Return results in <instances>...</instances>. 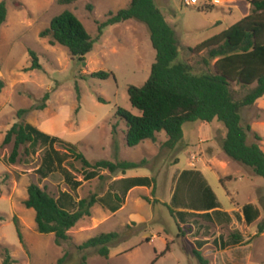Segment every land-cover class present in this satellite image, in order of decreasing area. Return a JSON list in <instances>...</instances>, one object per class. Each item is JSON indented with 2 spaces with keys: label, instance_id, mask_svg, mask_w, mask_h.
<instances>
[{
  "label": "rangeland",
  "instance_id": "374dc122",
  "mask_svg": "<svg viewBox=\"0 0 264 264\" xmlns=\"http://www.w3.org/2000/svg\"><path fill=\"white\" fill-rule=\"evenodd\" d=\"M4 1L7 16L0 27V79L5 84L0 93V247L8 249L15 260L13 264H57L65 253L64 264L78 263L83 255L84 264H200L194 249H199L207 264H264V232L257 234L259 225L264 231V180L223 153L225 130L220 123H185L183 139L173 149L164 145V132L156 134L155 141L145 140L134 147L126 145L127 124L116 114L118 109L139 114L129 102L127 88L141 86L147 80L155 59L146 26L129 20L106 27L84 61L72 58L65 47L51 45L47 37L39 36L54 16L69 10L96 38L98 25L110 12L127 7L130 0ZM170 2L160 10L177 32L178 59L201 72L205 69L201 59L206 52L193 53L188 46L194 47L236 23L243 11L237 6L228 13L226 1L210 10L185 6L182 0ZM168 10L170 14L166 13ZM28 50L37 54L40 70H25L31 65ZM98 71L110 76L89 77ZM231 89L234 99H239L250 88L232 83ZM46 92L49 97L45 107L39 109ZM20 109L28 110L22 118L17 117ZM241 119L243 126L250 127L247 142H257L264 151V95L241 109ZM19 121L74 144L91 162H146L124 173L99 171L100 179L86 180L81 164L73 159L64 143L55 142L52 148L63 159L62 163L52 174L41 178L37 169L48 148L46 144H39L34 151L29 149V153L25 152L27 145L22 146L16 162L7 161L13 143L4 145L3 139ZM66 172L80 182L75 189L64 180ZM183 172L186 173L181 178ZM132 177H148L153 182L150 186L131 188L116 212L103 203L95 204L90 216L71 228L69 239L60 245L55 244L53 234L36 230L34 211L23 205L31 183L55 198L64 191L78 201L90 193L98 197L106 191L120 195L121 179ZM203 185L214 193L218 212L207 217L200 215L203 211H196L183 220L170 214L168 206L176 211H192V205H197L196 192ZM185 199L189 206L177 205ZM248 203L258 210V217L251 223L244 220L241 211ZM14 218L22 243L17 238ZM110 232L117 233V237L109 244L108 258L93 249H77L87 239ZM233 233H239L240 243H231ZM199 242L203 243L200 248ZM166 246L164 255L152 263ZM1 258L0 251V264Z\"/></svg>",
  "mask_w": 264,
  "mask_h": 264
},
{
  "label": "trees",
  "instance_id": "16d2710c",
  "mask_svg": "<svg viewBox=\"0 0 264 264\" xmlns=\"http://www.w3.org/2000/svg\"><path fill=\"white\" fill-rule=\"evenodd\" d=\"M64 0H59L63 2ZM250 5V11L239 21L230 25L221 32L202 40L189 51L200 53L205 51L201 63L205 69L196 72L187 61L178 59L179 44L173 27L167 22L164 15L155 4V0H130V4L109 13L107 19L97 28V37L93 38L85 29L82 22L69 10H64L54 16L49 26L40 31L41 38H48L51 45L58 44L65 47L72 58L79 61L85 60V55L93 50L94 44L103 35L106 27L121 22L134 20L144 24L149 33L152 48L155 50V59L151 65L149 77L141 86L130 85L127 88L131 106L139 114H133L127 110L118 109L117 116L127 124L125 142L128 147H134L145 140H156V134L164 132L167 140L164 145L173 149L183 139V125L188 122H218L225 130L221 142L223 153L231 160L249 167L255 175L264 180V151L257 142L248 143L249 126L242 125L241 109L251 106L264 95V0H246ZM213 4V3H212ZM211 4V5H212ZM209 5L199 6V10H210ZM7 8L5 1L0 2V27L5 22ZM31 65L28 70H40L41 65L37 54L28 50ZM214 61L212 64L211 62ZM110 76L104 71L93 72L92 78L106 79ZM235 83L248 91L239 99H234L231 85ZM5 84L0 79V93ZM49 97L46 92L42 98V105ZM27 109L17 111V117L22 118ZM115 133V127L113 128ZM255 139L259 137L255 135ZM64 143L73 159L78 161L83 168V178L91 180L101 178L99 171L115 173L120 170L138 167L145 164L141 162H128L109 160H96L91 162L77 151L74 144L47 135L36 127L24 121L14 123L6 132L3 144L13 143L12 151L7 159L14 163L19 157V148L27 145L25 152L34 149L39 144H46L42 162L37 172L41 178H46L54 172V169L62 163L58 152L52 148L53 143ZM186 172L181 174L182 176ZM64 180L75 189L80 182L73 180L69 173H65ZM123 183L121 194L106 191L102 196L90 193L76 201L67 192H60L57 198L53 197L45 189L36 183L27 187V197L23 201L25 208L34 211L36 230L40 234H53L54 242L60 245L69 239L68 231L81 219L91 214V208L97 203H103L111 212H116L124 200L126 193L136 186H150L153 182L148 177H132L121 179ZM180 189V187H178ZM182 189V188H181ZM197 205L192 211L174 210L168 206L170 214H176L181 220L196 211H203L201 216H210V213L218 212V202L212 190L203 185L201 191H197ZM264 198V196H263ZM173 200L175 201V193ZM190 202L177 203L181 206H189ZM244 220L251 223L258 217V210L250 203L241 208ZM17 238L22 243V235L16 218L13 219ZM264 232L263 226H258L257 234ZM117 233H100L93 236L77 249L96 250L101 257L108 258L109 244L115 240ZM231 243H240L239 233L231 235ZM203 243L199 242V248ZM168 250V246L155 256L154 263ZM2 252L1 264H13V260L6 247H0ZM193 254L200 264H207L199 249H194ZM67 254L58 259L57 264H64ZM86 256H82L80 262L84 264Z\"/></svg>",
  "mask_w": 264,
  "mask_h": 264
},
{
  "label": "crops",
  "instance_id": "0c3cea01",
  "mask_svg": "<svg viewBox=\"0 0 264 264\" xmlns=\"http://www.w3.org/2000/svg\"><path fill=\"white\" fill-rule=\"evenodd\" d=\"M171 0H155V4L156 6L159 8L160 10V7H166V6H169L171 4L170 2ZM215 0H205L201 5L199 6H204V5H209V6H212V5H215V4H221L223 1H226L227 3H229V6H227V10H228V13H231L232 11V8L231 7H237L239 6L240 9L243 11L242 12V15L245 16L246 14L249 13L250 11V5L247 3L246 6L243 5V0H217L218 3H214ZM161 3V4H160ZM213 3V4H212ZM231 3H233V6L230 5ZM212 4V5H211ZM171 12L173 11L172 8H170ZM161 11V10H160ZM169 10L166 12L168 14L171 13ZM161 13L163 14V12L161 11ZM164 15V14H163ZM165 19H166V16L164 15ZM174 28V31H175V34H176V37H177V32L175 30V27L173 26ZM190 47V46H188ZM217 200V199H216Z\"/></svg>",
  "mask_w": 264,
  "mask_h": 264
},
{
  "label": "built area",
  "instance_id": "2783aa9c",
  "mask_svg": "<svg viewBox=\"0 0 264 264\" xmlns=\"http://www.w3.org/2000/svg\"><path fill=\"white\" fill-rule=\"evenodd\" d=\"M200 1L201 0H182L183 4L185 6H193V7L194 6H198L199 7V5H201ZM214 3H218V2L215 0Z\"/></svg>",
  "mask_w": 264,
  "mask_h": 264
}]
</instances>
